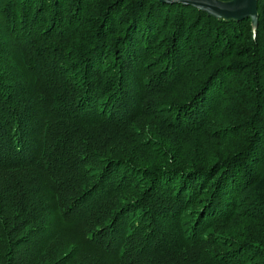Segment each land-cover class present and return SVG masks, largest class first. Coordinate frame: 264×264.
Wrapping results in <instances>:
<instances>
[{"label": "trees", "instance_id": "16d2710c", "mask_svg": "<svg viewBox=\"0 0 264 264\" xmlns=\"http://www.w3.org/2000/svg\"><path fill=\"white\" fill-rule=\"evenodd\" d=\"M258 10L0 0V264H264Z\"/></svg>", "mask_w": 264, "mask_h": 264}, {"label": "water", "instance_id": "95a60500", "mask_svg": "<svg viewBox=\"0 0 264 264\" xmlns=\"http://www.w3.org/2000/svg\"><path fill=\"white\" fill-rule=\"evenodd\" d=\"M167 5L192 7L208 16L225 22L251 20L253 37L259 27V0H158Z\"/></svg>", "mask_w": 264, "mask_h": 264}, {"label": "rangeland", "instance_id": "374dc122", "mask_svg": "<svg viewBox=\"0 0 264 264\" xmlns=\"http://www.w3.org/2000/svg\"><path fill=\"white\" fill-rule=\"evenodd\" d=\"M178 14V13H177ZM177 18H178V16H177ZM173 22H176V20L175 19H173ZM33 138L36 140V141H38L39 140V138H38V136H37V133L36 132H34L33 133ZM36 146H37V144H36ZM107 211V210H106ZM253 229L255 230V228H254V226H253ZM255 235H256V231H255Z\"/></svg>", "mask_w": 264, "mask_h": 264}]
</instances>
